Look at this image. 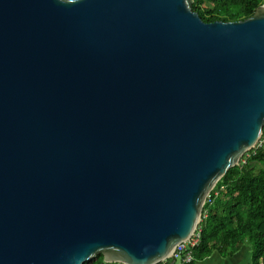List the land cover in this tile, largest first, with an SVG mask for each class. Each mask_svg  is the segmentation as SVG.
Here are the masks:
<instances>
[{
  "label": "water",
  "instance_id": "95a60500",
  "mask_svg": "<svg viewBox=\"0 0 264 264\" xmlns=\"http://www.w3.org/2000/svg\"><path fill=\"white\" fill-rule=\"evenodd\" d=\"M0 0V264H158L264 129V4Z\"/></svg>",
  "mask_w": 264,
  "mask_h": 264
},
{
  "label": "trees",
  "instance_id": "16d2710c",
  "mask_svg": "<svg viewBox=\"0 0 264 264\" xmlns=\"http://www.w3.org/2000/svg\"><path fill=\"white\" fill-rule=\"evenodd\" d=\"M263 4L264 0H194L193 10L206 23L237 22L251 17ZM199 228L194 263L215 251L231 256L250 241L251 264H264V142L248 150L218 181L204 205ZM83 264L124 263L106 262L98 254Z\"/></svg>",
  "mask_w": 264,
  "mask_h": 264
},
{
  "label": "crops",
  "instance_id": "0c3cea01",
  "mask_svg": "<svg viewBox=\"0 0 264 264\" xmlns=\"http://www.w3.org/2000/svg\"><path fill=\"white\" fill-rule=\"evenodd\" d=\"M247 241L241 249L231 256H223L219 252H213L209 257L201 261H196L194 264H251L252 255L251 247L247 245ZM249 244V243H248ZM167 260L161 261L158 264H166ZM179 261H176V264H179Z\"/></svg>",
  "mask_w": 264,
  "mask_h": 264
},
{
  "label": "built area",
  "instance_id": "2783aa9c",
  "mask_svg": "<svg viewBox=\"0 0 264 264\" xmlns=\"http://www.w3.org/2000/svg\"><path fill=\"white\" fill-rule=\"evenodd\" d=\"M262 137L264 136L263 135L261 136L256 146H260L264 142V138ZM200 237H201V228H199V225H198L197 229L188 239L183 240L182 242L178 243L175 246L174 250L172 251V255L175 256L176 261H180L179 264H194L193 251H194V248L200 242ZM170 258L171 257H168L166 260Z\"/></svg>",
  "mask_w": 264,
  "mask_h": 264
},
{
  "label": "rangeland",
  "instance_id": "374dc122",
  "mask_svg": "<svg viewBox=\"0 0 264 264\" xmlns=\"http://www.w3.org/2000/svg\"><path fill=\"white\" fill-rule=\"evenodd\" d=\"M248 243H249V244H248ZM248 243H247V245H250V247H251V255H252V253H253V244H252V242H250V241H249ZM179 262H180V261H179Z\"/></svg>",
  "mask_w": 264,
  "mask_h": 264
}]
</instances>
